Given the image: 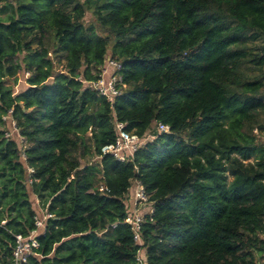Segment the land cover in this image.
Here are the masks:
<instances>
[{
	"label": "trees",
	"instance_id": "1",
	"mask_svg": "<svg viewBox=\"0 0 264 264\" xmlns=\"http://www.w3.org/2000/svg\"><path fill=\"white\" fill-rule=\"evenodd\" d=\"M263 42L264 0H0V263L37 199L53 218L26 264H137L124 223L137 180L154 209L145 264H264ZM106 57L127 85L111 105L79 81ZM8 110L25 160L3 136ZM114 120L153 137L125 163L101 153Z\"/></svg>",
	"mask_w": 264,
	"mask_h": 264
},
{
	"label": "built area",
	"instance_id": "2",
	"mask_svg": "<svg viewBox=\"0 0 264 264\" xmlns=\"http://www.w3.org/2000/svg\"><path fill=\"white\" fill-rule=\"evenodd\" d=\"M264 45V42H263ZM121 65L114 59L106 57L103 64L99 68L96 78L93 80H83L79 78L81 84L99 97H102L110 105L113 104L116 97H118L122 91L127 88V85L123 82L120 75ZM29 74L25 73V77ZM264 94V90H263ZM12 110H8L7 113L2 116V122L5 125L4 138L7 140H14L17 142L20 158L25 160V150L27 148L26 141L19 134V129L16 126V122L12 119ZM114 142L101 149L102 154H109L118 162H128L132 159L134 153L147 141L151 140L152 134L148 133L144 137H139L133 133L125 131L124 124L114 120ZM155 130L157 133H169V126L156 123ZM256 132V130L254 131ZM27 184L31 185L33 169L27 167ZM99 192H107L104 186L99 187ZM151 195L146 192L143 185L133 180L131 187L128 190L126 199L129 207L126 212L124 223L129 227L132 235L133 243L138 247L135 255V261L137 264H145L144 261V249L142 242V229L146 222V219L151 217L154 213L153 202L151 201ZM36 203L38 204V200ZM47 204L44 209L39 208L33 217L34 229L30 231L26 236L15 235L14 246L11 251L10 258L7 264H26L30 256H35V251L39 248L37 240L38 235L44 232L46 221L53 218V215L47 211ZM4 222H2L3 224ZM3 264V263H0Z\"/></svg>",
	"mask_w": 264,
	"mask_h": 264
},
{
	"label": "rangeland",
	"instance_id": "3",
	"mask_svg": "<svg viewBox=\"0 0 264 264\" xmlns=\"http://www.w3.org/2000/svg\"><path fill=\"white\" fill-rule=\"evenodd\" d=\"M92 21H93L92 17L88 13L85 16V24L90 25L92 23ZM111 45H112V43H110L109 46H111ZM48 49H49L50 54H52V48L49 45H48ZM109 49L107 51L108 54L110 53ZM53 60H54V65H55V68L57 69V71L63 70V67H64L63 60L58 56L53 57ZM241 69H242L244 74H246L248 77H251V78L257 77V76H259V74H262V71H257L256 69H253L252 66H250V65H244L241 67ZM263 71H264V68H263ZM24 83H25V76L22 73H18L14 78H10L9 80L6 81V86L12 87L14 93H16L25 85ZM258 120L260 123H264V112L259 113ZM255 130H256V132H254ZM252 135H254L255 137H259L260 139H258V141L264 143V135H261V133L258 129H256V128L253 129ZM83 160H88V161L92 162L91 159H89V156L87 154L85 155V158ZM247 162H253V159H251ZM82 163H83V161H82ZM32 202H33V206H34L36 211H38L39 208L44 209V207L42 206V204L40 202H38V204L36 203L35 199H32ZM260 263H262V260H260Z\"/></svg>",
	"mask_w": 264,
	"mask_h": 264
}]
</instances>
